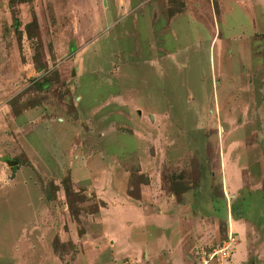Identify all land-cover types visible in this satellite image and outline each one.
Masks as SVG:
<instances>
[{
  "label": "rangeland",
  "instance_id": "374dc122",
  "mask_svg": "<svg viewBox=\"0 0 264 264\" xmlns=\"http://www.w3.org/2000/svg\"><path fill=\"white\" fill-rule=\"evenodd\" d=\"M245 7L0 0V264H149L114 246L115 172L176 204L195 264L228 234L208 264H264V38Z\"/></svg>",
  "mask_w": 264,
  "mask_h": 264
},
{
  "label": "crops",
  "instance_id": "0c3cea01",
  "mask_svg": "<svg viewBox=\"0 0 264 264\" xmlns=\"http://www.w3.org/2000/svg\"><path fill=\"white\" fill-rule=\"evenodd\" d=\"M239 3L244 7L246 6L245 10L248 11L247 20L252 22L254 35L264 38V0H244ZM249 49L248 60L251 63L253 57L250 46ZM248 69L251 70L252 65ZM119 178L120 174L115 172L113 179L117 185L112 184V187L116 188H112L114 194L111 202L119 204L121 209L123 206L129 207L127 209L129 218L126 222L129 224L126 227L127 234L114 239L116 240L114 243L116 251L123 247L122 241H124L127 246L123 252L125 250L128 252L143 250L147 255L149 264H195L196 258L188 255V248L191 247V244L186 243L187 246H185V239L182 238V235L173 236L174 230H179L180 224L165 218L176 204L164 196L163 191L154 184L148 186L149 189L144 188L141 190L140 201L133 200L126 195L125 178L121 182ZM108 204L110 203L108 202ZM188 205L190 206L191 203H188ZM244 227L242 231L246 232L249 224L247 223ZM169 235H171V238H169ZM105 258L107 257L103 259Z\"/></svg>",
  "mask_w": 264,
  "mask_h": 264
},
{
  "label": "built area",
  "instance_id": "2783aa9c",
  "mask_svg": "<svg viewBox=\"0 0 264 264\" xmlns=\"http://www.w3.org/2000/svg\"><path fill=\"white\" fill-rule=\"evenodd\" d=\"M210 1L212 2L213 0ZM237 1L242 2L244 0ZM235 242V237H233L232 234H228L227 237L222 241L221 247L217 251L209 253L208 258L204 259L202 264H208L214 258L220 261L227 260L234 252Z\"/></svg>",
  "mask_w": 264,
  "mask_h": 264
},
{
  "label": "water",
  "instance_id": "95a60500",
  "mask_svg": "<svg viewBox=\"0 0 264 264\" xmlns=\"http://www.w3.org/2000/svg\"><path fill=\"white\" fill-rule=\"evenodd\" d=\"M7 163H8V165H11V166L16 164L15 162H9V161Z\"/></svg>",
  "mask_w": 264,
  "mask_h": 264
}]
</instances>
